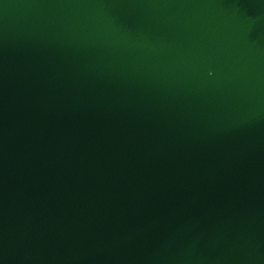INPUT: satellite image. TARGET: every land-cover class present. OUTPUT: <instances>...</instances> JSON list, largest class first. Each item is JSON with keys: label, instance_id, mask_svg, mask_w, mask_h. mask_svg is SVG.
Segmentation results:
<instances>
[{"label": "water", "instance_id": "water-1", "mask_svg": "<svg viewBox=\"0 0 264 264\" xmlns=\"http://www.w3.org/2000/svg\"><path fill=\"white\" fill-rule=\"evenodd\" d=\"M0 264H264V0H0Z\"/></svg>", "mask_w": 264, "mask_h": 264}]
</instances>
